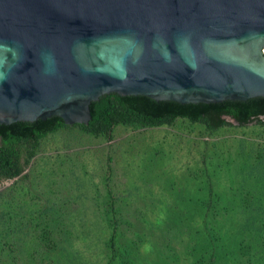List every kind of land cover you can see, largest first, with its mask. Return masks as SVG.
Masks as SVG:
<instances>
[{"label":"rangeland","instance_id":"rangeland-1","mask_svg":"<svg viewBox=\"0 0 264 264\" xmlns=\"http://www.w3.org/2000/svg\"><path fill=\"white\" fill-rule=\"evenodd\" d=\"M227 122L21 146V174H0V264H264V120Z\"/></svg>","mask_w":264,"mask_h":264},{"label":"water","instance_id":"water-1","mask_svg":"<svg viewBox=\"0 0 264 264\" xmlns=\"http://www.w3.org/2000/svg\"><path fill=\"white\" fill-rule=\"evenodd\" d=\"M110 94L264 98V0H0V125L87 126Z\"/></svg>","mask_w":264,"mask_h":264},{"label":"trees","instance_id":"trees-1","mask_svg":"<svg viewBox=\"0 0 264 264\" xmlns=\"http://www.w3.org/2000/svg\"><path fill=\"white\" fill-rule=\"evenodd\" d=\"M90 112V122L87 126H81L99 132L108 131L118 124L159 127L172 124L176 119H186L212 130L227 125V119L239 126L248 125L253 120L263 121L264 98L217 104H179L156 102L143 96L121 97L110 94L91 103ZM66 126L58 117L0 125V174L10 178L19 176L22 172L18 164L20 147H30Z\"/></svg>","mask_w":264,"mask_h":264}]
</instances>
